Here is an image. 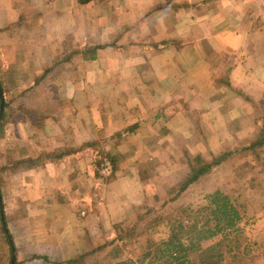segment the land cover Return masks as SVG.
I'll return each mask as SVG.
<instances>
[{
	"label": "crops",
	"instance_id": "obj_1",
	"mask_svg": "<svg viewBox=\"0 0 264 264\" xmlns=\"http://www.w3.org/2000/svg\"><path fill=\"white\" fill-rule=\"evenodd\" d=\"M0 57L21 90L13 162H41L3 190L14 264L101 245L141 204L139 168L164 180L258 142L264 160V0H0ZM96 144L126 158L109 182Z\"/></svg>",
	"mask_w": 264,
	"mask_h": 264
},
{
	"label": "rangeland",
	"instance_id": "obj_2",
	"mask_svg": "<svg viewBox=\"0 0 264 264\" xmlns=\"http://www.w3.org/2000/svg\"><path fill=\"white\" fill-rule=\"evenodd\" d=\"M7 77L6 66H4L2 57H0V79L4 90L2 95L7 103L6 108L2 110L4 119L0 126V192L3 217L5 216L3 192L8 183L9 172L18 171L23 166L18 165V161L13 162V160L14 158L18 159L19 147L23 148L25 145V141L20 140V137L18 138L14 135L15 131L18 133L17 125L20 122L18 98L21 90L19 88H12L13 86H10ZM30 91L31 89H27L24 93H29ZM98 145L96 144L92 148L97 153L94 161L97 163L96 170L98 169L100 173L101 161L103 159L110 161V159L101 153V151L99 152ZM67 149L65 147L60 150L42 153L55 156L60 154L65 155ZM236 152L234 158H230L221 165L214 167L207 175L202 176L184 193L179 194L175 198L173 196L177 192L179 184L189 174V165L198 156L183 155L179 161L188 167L187 173L185 175H182V173L177 176L172 175L171 178H164V180L162 172L157 167L150 168L149 170L139 168L143 186V198L140 200L141 204L133 207L128 216L118 223L122 225L119 229L128 230L130 223L132 225L137 220L136 216H143L141 213H146L147 208L154 212H149L150 217H148L146 223L154 218H160V222L159 226L142 236L138 244L131 243V246L124 247L119 260L136 259L146 251L148 244L155 246L153 253H156L158 251V244L163 240L162 227L168 222L172 223L180 220L188 233L205 229L210 219L205 211L207 205L206 197L219 191L227 196L237 207L242 216V223L239 226L238 232L231 235L232 244L230 248L223 241V236L219 235L209 241L202 242L190 255V261L192 264L213 263L214 258L210 259V257L216 255L217 259L220 252L223 255L222 264H264V165L261 162L262 157H260L259 163L257 162L258 159L253 157L251 153L242 154L241 150ZM11 153H14V155H10ZM125 159V157L115 158L114 156L112 160H115L117 170L123 167ZM212 159V157H209L208 161L205 159H202V161L211 163ZM262 161L264 162V160ZM149 172L152 176H148ZM143 173H146L147 176H144ZM113 178L114 173L105 176L107 182ZM173 188H175L174 191L170 192ZM142 225H144V221ZM119 233V230L112 226L107 233V238H114ZM220 242L222 243L218 247L219 249H215V252L210 251L212 246ZM108 251L99 254V264L117 262V260L109 259L107 255Z\"/></svg>",
	"mask_w": 264,
	"mask_h": 264
},
{
	"label": "trees",
	"instance_id": "obj_3",
	"mask_svg": "<svg viewBox=\"0 0 264 264\" xmlns=\"http://www.w3.org/2000/svg\"><path fill=\"white\" fill-rule=\"evenodd\" d=\"M97 49L98 48L96 47L89 51V57L91 60L95 59ZM0 91L4 93L1 79ZM6 106L7 103L4 100L3 108H6ZM3 119L4 113L2 111V113H0V126ZM260 146H262V143L258 142L248 147L247 149L242 150L241 153L244 154L246 153V151L251 150V154L259 159L257 149ZM63 155L64 154L55 156L42 153L39 160H41L42 164H44L45 162L58 160L62 158ZM234 157L235 156H233V153H225L219 157H214L211 163L203 162L200 156L195 157L194 162L189 165L188 176H186L185 179L179 184L177 192L174 194L173 198H175L179 194L184 193L202 176L207 175L208 172H210V170H212L214 167H217L223 162H226L230 158ZM39 163L41 162L35 160L17 162L18 165H27L28 168L38 166ZM110 163L112 165L114 173L117 170L115 160H110ZM174 189L175 188L171 189L172 191L170 192H173ZM206 202L207 205L205 211L207 212V216L210 218L206 224V228L195 231L194 233H188L180 220L174 221L172 223L168 222L162 227L163 240L158 244V251L156 253H153V249L155 248V246L152 244H148L146 251L142 255H139V257H137L136 259H126L121 261L119 260L121 258L120 256L123 252L124 247L131 246V243L138 244L142 236H144L153 228L159 226L160 218L151 219V221L146 223L148 217H150L149 214L151 212H154L150 211L147 208L148 210L146 209V213H141L143 216H136L137 220L132 225L130 223V228L128 230L124 231L123 229H119L120 227H122L121 224L114 225V228L118 229L120 232L118 235L111 239L105 238L104 242L101 245L93 246L88 252L70 259L66 262V264H99V254L106 252L107 250H109L107 253L109 259L117 260V262L111 264H192V262L190 261V255L192 254V252H194L202 242L209 241L219 235L223 236V241H225L230 248L232 244L231 235L238 232L239 226L242 223L241 213L233 204V202L219 191H216L213 194L207 196ZM143 221L144 225H142ZM119 243L121 244L118 245ZM221 243L222 242L216 243L215 246H212L210 248V251L215 252V249H219L218 247L221 246ZM12 248V238L7 230L5 216L2 220L0 211V264H10L11 256L15 254L14 251H12ZM217 257L218 258L216 259V255L214 257L211 256L210 259L214 258V262L204 264H222L223 255L219 252Z\"/></svg>",
	"mask_w": 264,
	"mask_h": 264
},
{
	"label": "built area",
	"instance_id": "obj_4",
	"mask_svg": "<svg viewBox=\"0 0 264 264\" xmlns=\"http://www.w3.org/2000/svg\"><path fill=\"white\" fill-rule=\"evenodd\" d=\"M113 173V168L109 160L103 159L100 166V174L105 177Z\"/></svg>",
	"mask_w": 264,
	"mask_h": 264
},
{
	"label": "water",
	"instance_id": "obj_5",
	"mask_svg": "<svg viewBox=\"0 0 264 264\" xmlns=\"http://www.w3.org/2000/svg\"><path fill=\"white\" fill-rule=\"evenodd\" d=\"M0 113H2V110H3V105H4V99H3V95H2V92L0 91ZM2 199H1V195H0V211H1V215H2V220H3V210H2ZM4 223V222H3ZM5 225V224H3ZM12 251H13V248H12ZM15 262V256L12 255L11 256V260H10V264H14Z\"/></svg>",
	"mask_w": 264,
	"mask_h": 264
}]
</instances>
